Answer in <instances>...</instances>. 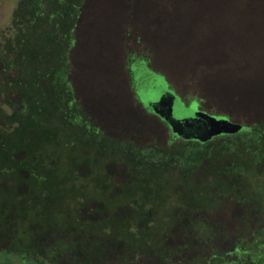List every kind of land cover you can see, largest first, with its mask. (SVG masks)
Segmentation results:
<instances>
[{
	"label": "trees",
	"instance_id": "1",
	"mask_svg": "<svg viewBox=\"0 0 264 264\" xmlns=\"http://www.w3.org/2000/svg\"><path fill=\"white\" fill-rule=\"evenodd\" d=\"M124 2L128 36L131 21L147 18L136 41L148 56L128 55L131 83V65L145 62L232 132L205 143L170 135L165 147L107 134L72 82L88 0H18L0 40V256L23 264H264V117L240 125L228 105L262 110L264 73L246 66L264 59L246 40L212 29L230 30L264 0ZM116 166L120 178L110 173Z\"/></svg>",
	"mask_w": 264,
	"mask_h": 264
},
{
	"label": "rangeland",
	"instance_id": "2",
	"mask_svg": "<svg viewBox=\"0 0 264 264\" xmlns=\"http://www.w3.org/2000/svg\"><path fill=\"white\" fill-rule=\"evenodd\" d=\"M17 1L0 0V40L3 39V34L11 25L12 10ZM124 5V0H88L83 20L77 31L78 42L71 57L72 82L78 100L92 121L107 134L117 139L135 140L141 145L157 143L164 147L168 144L170 135L183 141L205 143L219 138L225 132L231 133L232 130L225 128L223 126L225 123L219 118L205 121L197 130L193 126V128L182 125L171 126L166 120L163 121L164 124L157 116L148 112L142 104L143 95L146 91L159 88H168L172 91L173 89L162 75L152 72L149 66L140 60L133 62L131 65L133 84L131 83L128 71V55L133 53L135 56L141 54L148 56L144 52V45L138 44L136 41L137 34L141 33V25L147 22V18L138 15L135 20L137 24L131 21L133 33L128 36L126 12L124 13L123 10ZM187 7V15L193 18L192 5L189 3ZM206 13L205 7L203 12L197 10L195 19L199 23H204L205 19L203 17H206ZM243 13L250 18L246 20L238 19L237 21L236 18L232 19V26L228 31L226 23H222L220 28H215L213 25L214 28L212 29L215 36H220L225 40L224 37L233 33L232 41L246 40L250 51L264 59V6L251 5ZM214 15H216V18H212L214 19L213 23L217 19L219 20V16ZM202 28L199 27L198 29ZM225 31L226 33L223 36ZM250 54L252 53L250 52ZM204 59H207V57ZM246 67L254 73H264V62L261 66L247 65ZM224 84L220 85L223 90L227 91L231 88V86H225ZM259 86H264V80ZM189 89L190 92L194 91L192 88ZM232 91L234 92L232 96L234 100L242 96L240 88H235ZM186 92L184 91L180 96L184 98ZM184 99H182L183 102L196 117L207 119L199 112L198 101L190 100L186 102ZM220 100L224 99L221 98ZM227 102L233 101L228 99ZM219 105L226 110V104L221 103ZM228 105L233 106L236 112L234 114L231 111L235 116L231 120L237 124L241 125L244 122L243 120L251 123L264 117V105L261 111L260 109L255 110L253 113L243 110L238 111L234 104ZM174 119L183 120L178 115H175ZM110 169V173H113L115 177L120 178L123 173L121 166ZM234 230L232 231L234 232ZM217 248L219 252H225L229 249V245H225L223 241H220ZM42 260L48 262L45 258ZM72 261L75 262V258ZM111 261L112 264L118 262L115 258H111ZM0 264L23 263L15 255H5L0 256Z\"/></svg>",
	"mask_w": 264,
	"mask_h": 264
},
{
	"label": "water",
	"instance_id": "3",
	"mask_svg": "<svg viewBox=\"0 0 264 264\" xmlns=\"http://www.w3.org/2000/svg\"><path fill=\"white\" fill-rule=\"evenodd\" d=\"M143 96L142 104L149 107L154 115L162 121H168L171 126L182 125L191 128L195 127L198 130L202 123L210 120L209 116L203 114L201 111L199 112L207 119L196 117L192 113V110L185 105L180 96L177 95L175 91L169 90L168 88L146 91ZM175 115L183 118V120L174 119Z\"/></svg>",
	"mask_w": 264,
	"mask_h": 264
}]
</instances>
